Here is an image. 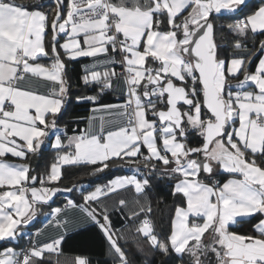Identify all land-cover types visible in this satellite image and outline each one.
Returning <instances> with one entry per match:
<instances>
[{
  "label": "snow or ice",
  "instance_id": "6c2138e0",
  "mask_svg": "<svg viewBox=\"0 0 264 264\" xmlns=\"http://www.w3.org/2000/svg\"><path fill=\"white\" fill-rule=\"evenodd\" d=\"M261 37L264 0H0V241L18 239L57 193L72 191L59 186L64 166L96 174L135 165L137 174L84 194L83 207L68 201L86 230L102 234L112 264H133L105 205L124 190L134 191V206L121 198L118 210L138 252L162 264H264ZM74 61L94 94L77 95L91 114L69 136L58 125L71 107ZM46 142L56 158L40 172L30 158ZM155 178L174 198L160 231L148 196ZM50 215L57 236L5 247L0 264L62 255L69 221L60 207ZM72 264L92 260L78 255Z\"/></svg>",
  "mask_w": 264,
  "mask_h": 264
},
{
  "label": "trees",
  "instance_id": "16d2710c",
  "mask_svg": "<svg viewBox=\"0 0 264 264\" xmlns=\"http://www.w3.org/2000/svg\"><path fill=\"white\" fill-rule=\"evenodd\" d=\"M21 3H47L48 0H19ZM250 5L259 4V0H249ZM244 8V5L241 6ZM253 10L251 7L245 9V11ZM225 23L231 21H224ZM264 38V37H261ZM87 61H85L86 63ZM69 74L71 79L69 80L70 91L74 95L69 97L71 101V107L67 111V115L59 122V127L63 130L66 129L67 135H74V130H82L86 127L85 118L89 116L91 105L87 103H77V95L87 96L94 94L91 88L85 87L82 83V64L79 62H71L69 64ZM117 97L115 95H108L106 100L109 102L115 101ZM53 141V138H52ZM56 151L50 147V142H46L43 146L42 154H37L30 158L32 167L39 168L40 172H43L45 168L55 161ZM135 165H112L110 168L105 169L102 172L93 174V166H64L62 169L63 176L59 183L61 189L71 188L72 191H61L57 193L53 202L49 205H44L39 215L38 221L30 225L34 227H40L45 222L44 213L54 207H60L67 203L69 200H73L79 205H84L83 195L89 191L95 190L97 186H103L110 180L121 175L137 174L134 172ZM171 189L164 178H155L152 180V187L148 193L149 199L152 204L153 212L152 219L157 225L158 231L167 229V221L169 217V209L173 204L174 198L170 195ZM121 198L127 199L130 202V206H134L132 202L135 198V193L132 190H124L119 194H114L111 199L105 200V205L109 209V214L113 223V228L122 231L127 236L126 248L131 253L130 260L133 264H145V261L156 260V264H162V259L159 256H153L151 253L147 255L137 251L135 244L132 242V237L129 232V225L125 219V214L118 210L117 201ZM95 206V205H94ZM21 228H24L21 226ZM86 230L85 227L67 233L65 240L62 243V255L59 257L51 256L52 264H62L64 258H75L78 255H87L92 260V264H112L111 257L107 255V242L104 240L102 234L97 228L89 225ZM134 231V226L132 227ZM36 242L34 238H27L26 236L18 237L17 241H0V249L8 246L26 248L29 241ZM121 244H125V240L121 239ZM146 247V246H145ZM171 264H181L178 258L172 257Z\"/></svg>",
  "mask_w": 264,
  "mask_h": 264
},
{
  "label": "crops",
  "instance_id": "0c3cea01",
  "mask_svg": "<svg viewBox=\"0 0 264 264\" xmlns=\"http://www.w3.org/2000/svg\"><path fill=\"white\" fill-rule=\"evenodd\" d=\"M52 142H54V137H53ZM65 143H66V140H65ZM11 159H12V162H17V163L19 162V161H16L15 158H11ZM68 201L65 205L60 206V208L62 209L61 218L67 219L69 221L67 228L60 230V231H66V234L84 227V223H83L84 218H83V214L80 208H72L71 206L68 205ZM80 206L83 207L84 205H80ZM52 209L45 211L47 212L46 214L44 212L46 220L43 223V225H41L40 227L37 226L34 228L28 225L29 230L28 232H26V234H23V236H26L27 238L29 237L34 238L36 242H42L50 237L57 236L58 229L55 227V222L52 220V217L50 215ZM38 231L39 233H41L39 236H37ZM12 247L18 250V247H15V246H12ZM73 259H74L73 257L64 258L62 259V264H72Z\"/></svg>",
  "mask_w": 264,
  "mask_h": 264
},
{
  "label": "rangeland",
  "instance_id": "374dc122",
  "mask_svg": "<svg viewBox=\"0 0 264 264\" xmlns=\"http://www.w3.org/2000/svg\"><path fill=\"white\" fill-rule=\"evenodd\" d=\"M241 6H242V5H241ZM130 175H134V174H130ZM121 176H123V175H121ZM117 177H118V176H117ZM115 178H116V177H115ZM68 200H69V198H68ZM41 211H42V209L37 213V217H36L31 223L28 224L29 226L35 224V223L38 221V218H39V215H40ZM43 213H44V212H43ZM46 213H47V212H45V214H46ZM45 214H44V218H45ZM28 225H27V226H24L25 229H24V228H21V232L18 233V237L23 236V234H26V232H28V230H29ZM17 240H18V239L14 240V241H17ZM8 247H9V246H8ZM11 247H12V246H11Z\"/></svg>",
  "mask_w": 264,
  "mask_h": 264
},
{
  "label": "built area",
  "instance_id": "2783aa9c",
  "mask_svg": "<svg viewBox=\"0 0 264 264\" xmlns=\"http://www.w3.org/2000/svg\"><path fill=\"white\" fill-rule=\"evenodd\" d=\"M142 174H143V173H140V175H142ZM29 242H30V241H29ZM27 247H29V243H28V245L26 246V248H27Z\"/></svg>",
  "mask_w": 264,
  "mask_h": 264
},
{
  "label": "water",
  "instance_id": "95a60500",
  "mask_svg": "<svg viewBox=\"0 0 264 264\" xmlns=\"http://www.w3.org/2000/svg\"><path fill=\"white\" fill-rule=\"evenodd\" d=\"M54 199H55V197H53V199L49 202V203H51V202H53L54 201Z\"/></svg>",
  "mask_w": 264,
  "mask_h": 264
}]
</instances>
